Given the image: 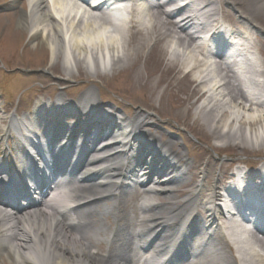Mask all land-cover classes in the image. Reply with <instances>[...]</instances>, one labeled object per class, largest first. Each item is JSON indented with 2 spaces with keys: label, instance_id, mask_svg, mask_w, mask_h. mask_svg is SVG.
Segmentation results:
<instances>
[{
  "label": "bare ground",
  "instance_id": "bare-ground-1",
  "mask_svg": "<svg viewBox=\"0 0 264 264\" xmlns=\"http://www.w3.org/2000/svg\"><path fill=\"white\" fill-rule=\"evenodd\" d=\"M24 1L28 9L21 11L19 26L28 32L31 46L41 42L52 61L60 63L71 77L74 68L86 77L105 72L108 76L136 63L149 42L158 44L169 39V49L175 50L170 61L179 66V74L191 75L192 83H198L194 96L202 103L193 117L208 135L225 145L240 141L243 146H264V0H185L180 10L172 13L160 11L159 0H144L146 12L134 2L126 19L116 14L119 0L93 4L90 0ZM18 2L13 0L14 5ZM183 11L186 13L175 19ZM131 25H136L135 32ZM214 28H223L225 38L220 42L240 72L233 69L231 61H224L220 51L209 47L208 43L216 40ZM201 34L207 37L201 39ZM213 57L217 59L212 61ZM147 86L153 92L158 83ZM38 105L35 110L41 120L39 113L53 106ZM55 106L64 107L62 117L72 119L65 131L59 128V117L51 115L43 116L45 122L40 126H36L37 119L28 126L13 117L2 126L7 135L14 133L17 141L18 161L12 172L16 179L29 176L33 180L34 174L45 171L48 164L39 162L37 156L47 155L54 160L58 156L65 165L68 162L69 179H53L39 205L20 208V213L14 203L7 201L5 208L0 199V257L12 264H143L152 259L154 264H264V229L256 228L246 236V225L250 224L246 214L254 212L256 200L264 213V163L257 167L260 172L243 175L239 165L223 166L222 175L218 174L213 184L208 183L212 169L206 165L199 170L202 182L197 191L176 202L195 181L186 177L187 172L196 171L198 166L184 163L185 157L173 149V142L162 143L141 131L147 117L139 113L130 121L111 113L110 108L104 113L91 91L84 92L78 104L71 106L62 97ZM89 138L96 144L87 147L92 149L87 157L92 155L83 161L80 153ZM38 143H43V153ZM134 143L139 145L137 150ZM26 148H31L35 159L27 155ZM25 158L33 160V170H26L30 166ZM59 168L63 170L62 164ZM225 169H229L228 177ZM134 177L138 180L133 181ZM223 178L225 183L231 181L238 186L240 204L220 191ZM45 182H41L43 186ZM174 183L185 186L173 189ZM141 186L144 212L154 214L143 215V234L150 247L145 255L132 247L136 239L131 226L132 221L135 226L136 217L121 215L128 196ZM68 188L71 192L64 194ZM249 190L258 194L247 196ZM153 194H164L167 202L153 205L149 201ZM57 210L60 216L53 213ZM158 227V231H164L151 241ZM106 230L114 236V248L110 250L108 244V251L103 253L102 234Z\"/></svg>",
  "mask_w": 264,
  "mask_h": 264
},
{
  "label": "rangeland",
  "instance_id": "rangeland-1",
  "mask_svg": "<svg viewBox=\"0 0 264 264\" xmlns=\"http://www.w3.org/2000/svg\"><path fill=\"white\" fill-rule=\"evenodd\" d=\"M11 2L13 0H0V70L3 67L0 85L3 86L4 80L7 92L6 94L4 92L2 97L5 104L0 102V118L4 116L2 115L4 111L17 110L20 113H32L33 105L30 97L32 98L33 95H30L28 89L34 85L35 91L32 90V93L38 92L39 86H45L47 95H50L53 101H56V97L62 93L66 100L78 102L81 95L89 90L98 93V97L106 96L109 100L105 99L101 102L104 109L110 107L126 119H134L138 112L148 116L151 133L162 137L164 141L172 139L176 150L186 157L188 163H196L200 168L208 165L212 169V175L208 180H211V183L216 180L218 174L222 175L223 166L241 163L252 165L263 162L256 158H264V146L259 144L254 147L243 146L240 141L236 145H225L211 138L200 122L195 120L194 112L199 103H202L196 102L197 97L194 96L195 86L198 83H192L191 75L179 74V66L170 61L172 55L169 39L164 38L158 44L149 42L136 63L130 60L133 65H129L126 69L109 72L108 76L105 72V75L99 74L98 77L92 76V78L90 75L86 77L74 68V75L71 77L65 73L60 63L52 61L50 52L42 47L41 42L36 43L42 45L41 50H33L31 46L25 47L26 41L30 42V37L28 35L26 40L28 33L26 34L25 30L19 26V19L20 9L27 6L19 3L16 5L12 3L10 6ZM34 52L36 54H33ZM46 57L49 58L48 64L46 63L47 65L39 72H31L42 67ZM35 59H39V62ZM25 60L30 63L25 64ZM52 65L54 70L50 69ZM19 69L29 71L18 77L15 73ZM117 78L122 81L121 84L115 83ZM28 82L31 83L28 84ZM156 83L158 87L152 92L147 85ZM82 87L84 90L80 92ZM1 89L3 90L2 87ZM5 96L7 100L4 99ZM28 99L30 100L27 101ZM149 127H144V131H148ZM1 134L2 129H0V136ZM11 144H14L13 140ZM230 156L236 158L229 160L227 157ZM228 171L225 169V177H228ZM182 199L184 196L177 201ZM0 264H2L1 260ZM3 264L12 263L5 261Z\"/></svg>",
  "mask_w": 264,
  "mask_h": 264
}]
</instances>
